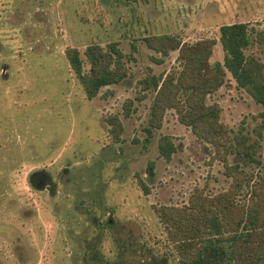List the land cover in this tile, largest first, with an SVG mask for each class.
Wrapping results in <instances>:
<instances>
[{"label":"rangeland","instance_id":"374dc122","mask_svg":"<svg viewBox=\"0 0 264 264\" xmlns=\"http://www.w3.org/2000/svg\"><path fill=\"white\" fill-rule=\"evenodd\" d=\"M234 23L249 24L253 43L246 54L264 65V0H0V264H86V247L100 227L99 250L113 262V232L102 226L108 220L164 254L167 234L156 209L231 190L224 157L243 170L233 198L248 209L264 176L263 107L229 73L208 96L228 129L227 146L245 137L252 147V158L225 154L224 146L197 138L175 110L166 111L159 128L150 127L155 92L143 83L181 70L178 51L164 56L147 39L216 40L214 65L225 55L219 28ZM112 43L125 55L128 77L109 87V97L105 89L90 100L66 51L77 48L85 60L90 45ZM118 116L123 130L115 141L106 118ZM162 136L176 147L170 161L159 152ZM37 173L46 180L41 187L30 182ZM222 263L217 248L205 261Z\"/></svg>","mask_w":264,"mask_h":264},{"label":"trees","instance_id":"16d2710c","mask_svg":"<svg viewBox=\"0 0 264 264\" xmlns=\"http://www.w3.org/2000/svg\"><path fill=\"white\" fill-rule=\"evenodd\" d=\"M219 41L225 53L224 61L211 65L210 59L216 40L205 39L193 44L183 43L171 36H156L147 39L149 48L168 56L170 51L179 52L181 70L167 76H152L143 83L152 87L155 97L151 107L150 127L159 128L167 110H175L182 124L192 128L197 138L209 142L216 149L224 146L225 154L236 153L252 158L251 146L245 137H237V147L227 146L228 129L220 121L217 104H207L209 95L222 87L229 73L237 87L244 89L254 101L264 109V65L246 54L252 45V31L248 23H234L219 28ZM260 43L264 36L259 35ZM70 71L83 87L88 99L109 97L113 91L109 87L118 85L128 77L124 63L125 55L117 43L105 49L94 44L85 50V60L89 69L85 70V60L77 48L66 51ZM129 114L130 106L126 107ZM264 115V112H263ZM106 122L112 127L110 133L115 141L120 139L123 124L121 118L108 117ZM151 128H147L152 135ZM159 152L167 161L172 159L176 147L170 136L159 140ZM224 154V155H225ZM223 155V156H224ZM226 169L231 171V190L220 197L209 200L192 198L188 206H162L157 208L160 221L165 225L167 252L162 254L142 243L140 237L125 225L116 229L115 222L108 220L102 226L112 230V240L116 247V260L108 262L99 250L102 242V227L99 218L93 224L99 231L87 245L84 262L86 264H205L210 251L219 250L222 264H263L264 263V176L260 188L249 202L248 209L235 203L233 198L240 181H245L243 170L230 166L224 157ZM152 172V167H149ZM139 183L147 195L149 188L143 180ZM176 261L170 263V261Z\"/></svg>","mask_w":264,"mask_h":264},{"label":"flooded vegetation","instance_id":"af4514ba","mask_svg":"<svg viewBox=\"0 0 264 264\" xmlns=\"http://www.w3.org/2000/svg\"><path fill=\"white\" fill-rule=\"evenodd\" d=\"M30 182H31V184H33L34 186H43V184L46 182V180L44 179V178H42V176L40 175V177H39V175H38V173L37 174H33L32 176H31V180H30Z\"/></svg>","mask_w":264,"mask_h":264}]
</instances>
